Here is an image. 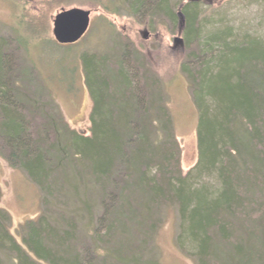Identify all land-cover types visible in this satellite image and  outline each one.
<instances>
[{
    "label": "trees",
    "instance_id": "1",
    "mask_svg": "<svg viewBox=\"0 0 264 264\" xmlns=\"http://www.w3.org/2000/svg\"><path fill=\"white\" fill-rule=\"evenodd\" d=\"M123 1L130 17L178 21L167 0ZM196 6L179 9L186 42L179 71L197 114L198 159L185 175L163 87L134 48L80 56L92 104L88 136L70 130L48 98L31 95L25 72L0 49V157L37 188L43 208L56 209L52 219L20 225V242L0 209V264H152L141 257L156 214L170 206L178 249L196 264H264V40H241L230 27L202 37ZM40 20L28 35L41 32ZM86 180L100 212L88 245L66 214L67 194L80 212L94 209Z\"/></svg>",
    "mask_w": 264,
    "mask_h": 264
},
{
    "label": "rangeland",
    "instance_id": "2",
    "mask_svg": "<svg viewBox=\"0 0 264 264\" xmlns=\"http://www.w3.org/2000/svg\"><path fill=\"white\" fill-rule=\"evenodd\" d=\"M187 1L197 4L195 24L202 37L212 30L230 27L232 34L241 37V40L246 36L264 40V0H167L166 12L177 15ZM127 7L123 0H0V49L4 47V53L13 55L25 72V82L29 85L31 95L48 98L70 130L88 136L92 104L84 84L80 56L104 55L110 50L116 51L121 43L134 48L142 56L145 67L159 79L163 87V98H167L175 139L180 149V170L185 175L198 159L197 114L186 80L179 71V64L186 57L185 29L181 31L178 21L173 25L159 13L141 18L130 17ZM74 8L90 12L88 30L78 43L58 45L51 33L52 20L61 10ZM40 18L47 22L41 25V32L28 35L29 30L34 32L30 28L32 21ZM143 32L148 34L146 40L142 39ZM175 37L182 39V45L173 42ZM18 40H22L21 43ZM85 185L88 186L86 190H89L88 196L94 202V209L90 214L80 212L67 194L66 214L73 215L77 223V235L88 245L90 239L96 236L100 212L95 207L98 195L94 185L89 180H86ZM40 199L37 188L24 174L10 168L0 157V209L9 214V232L18 242L20 240L15 231L20 225L43 215L52 219L49 214L56 210L54 205L43 208ZM156 218L159 221L148 250L141 257L142 261L149 259L152 264H196L192 257H186L178 249L175 208H161ZM184 246L191 256L192 249L185 243ZM94 251L105 254L98 246ZM105 264L116 263L107 260Z\"/></svg>",
    "mask_w": 264,
    "mask_h": 264
},
{
    "label": "water",
    "instance_id": "3",
    "mask_svg": "<svg viewBox=\"0 0 264 264\" xmlns=\"http://www.w3.org/2000/svg\"><path fill=\"white\" fill-rule=\"evenodd\" d=\"M178 25L182 31L184 17L177 12ZM90 23V12L81 9L61 10L52 20V37L58 45H74L86 34ZM181 31L179 34H181ZM147 32L142 33V39H147ZM173 42L182 45V39L175 37Z\"/></svg>",
    "mask_w": 264,
    "mask_h": 264
},
{
    "label": "bare ground",
    "instance_id": "4",
    "mask_svg": "<svg viewBox=\"0 0 264 264\" xmlns=\"http://www.w3.org/2000/svg\"><path fill=\"white\" fill-rule=\"evenodd\" d=\"M191 2H194V1H191Z\"/></svg>",
    "mask_w": 264,
    "mask_h": 264
}]
</instances>
